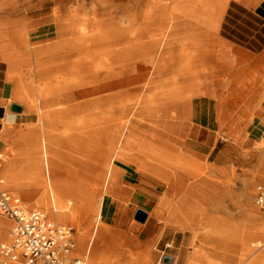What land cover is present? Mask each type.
<instances>
[{"label": "bare ground", "instance_id": "1", "mask_svg": "<svg viewBox=\"0 0 264 264\" xmlns=\"http://www.w3.org/2000/svg\"><path fill=\"white\" fill-rule=\"evenodd\" d=\"M22 1L0 0V54L41 130L24 161L2 177L4 188L30 189L28 196H38L57 224L93 214L90 256L121 223L114 229L104 223L106 197L126 201L134 194L120 185L117 165L123 163L159 181L165 192L158 207L169 211L167 225L192 232L193 245L199 241L186 264H264V253L255 255L264 252V222L243 234L212 219L205 189L222 184V170L196 164L198 145L187 140L189 120L202 125L193 115L195 102L218 97L217 90L202 88L203 72L214 71L211 83L217 82L231 57L217 35L231 0H42L54 41L36 48L24 16L32 9ZM24 67L42 84L25 85ZM229 91L217 110L220 136L242 132L233 124L237 109ZM15 118L10 114L8 123ZM176 187L187 194L184 204L172 203ZM201 222L206 226L197 231ZM0 225L9 244L12 224L0 218Z\"/></svg>", "mask_w": 264, "mask_h": 264}, {"label": "rangeland", "instance_id": "2", "mask_svg": "<svg viewBox=\"0 0 264 264\" xmlns=\"http://www.w3.org/2000/svg\"><path fill=\"white\" fill-rule=\"evenodd\" d=\"M35 1L23 0L22 2L28 3L25 8L29 6V9H32L30 6H33L32 4ZM28 11L24 12V16L31 14ZM3 15V13H0V18ZM5 16L7 15L5 14ZM183 32L187 37L188 32L186 30ZM27 33L33 48L44 46L54 41L34 44L33 41L35 39L30 37L32 32L27 30ZM190 36L192 35L190 34ZM29 69V67L23 68L25 73L23 83L32 85L33 82L36 85L35 87H38L43 81L28 72ZM25 97V94L18 97V90H16L13 101L22 106L23 111L20 113L22 115L18 123L14 126H9L6 133L8 137L6 138L5 148L1 151L3 155V163L0 170L1 177H5L4 174L10 170V167L17 168L24 161L25 153L34 146L33 138L36 137L35 135L40 134L41 124L39 116L36 113L28 112ZM200 107H202L200 101H196L193 115L200 119L203 125L212 124V121L206 117L208 112L206 114L204 107L203 109ZM187 124L189 127L187 140L190 144H193V141L198 138L199 131L204 130V128H199L197 126L198 123L193 119H190ZM211 129L218 131V127L214 125H211ZM240 129L242 130V132L240 131L242 139L239 142L234 140V143H230V138H225L227 141L218 142L211 153V148L215 145L211 141L207 143V146L193 149V152L200 157L199 159L197 158L196 164L208 165L214 172L219 169L222 170V184L218 188L206 187L205 189L209 200L208 213L218 225L224 227L238 226L243 234H246L256 225L264 222V210L259 209L255 203V196L259 188L264 187V128L243 126ZM204 131L208 133V130L205 129ZM215 134L213 133V138H215ZM221 138L222 136L218 135V139ZM117 166L134 168L123 163H119ZM195 168H197V165ZM119 176L121 187L127 189V183L123 181L121 175ZM152 181L150 183L158 189V195L155 199H160L165 192V188L155 178H152ZM30 193V189L24 188L14 194L21 198L26 209L41 210L51 219L45 212V206L39 201V197H29ZM171 194L173 204H184L183 200L187 196L185 191L183 192L179 187H176ZM130 199L119 201L109 196L106 197L105 212L110 205L111 208L110 214L104 215V223L112 229L115 226L117 228L119 220H121V223L117 232L108 233L103 240L94 246L90 256L87 253V246L91 239L92 230L96 225L95 216L93 214L79 215L74 223L70 221L58 223L74 228L73 239L75 247L69 254V260L80 258L88 260L92 264H145L148 260L153 264H166L165 258L174 259L171 264H186L189 259L191 262L194 261L193 257L198 249L197 245L200 243L196 241L193 245L192 232L182 233L178 241L174 239L169 231L170 226L167 225L169 211L160 207L152 211L151 208H148L150 211L148 220L146 223H140L135 219V216L138 210H143V201H131ZM247 205L249 206L247 207ZM183 209H186V207H183ZM0 218L12 224L9 230L11 232L13 221L1 214ZM197 226L195 228L198 231L199 229L202 230L206 224L201 222ZM1 228L2 226L0 225V233ZM149 233L154 238L147 239ZM82 238L85 240L83 245L80 244ZM0 244H8L1 234ZM263 253L260 250L255 255L262 256ZM251 261L247 260V263Z\"/></svg>", "mask_w": 264, "mask_h": 264}, {"label": "crops", "instance_id": "3", "mask_svg": "<svg viewBox=\"0 0 264 264\" xmlns=\"http://www.w3.org/2000/svg\"><path fill=\"white\" fill-rule=\"evenodd\" d=\"M33 5L37 7L32 8L29 14L27 30L32 32L30 37L35 39L34 44H44L51 40L48 35L49 15L45 14L44 1L36 0ZM217 35L231 57L225 62L224 70L219 73L217 82L211 83L214 71L208 69L203 72L202 88L217 90L218 97L209 96L198 100L202 105L200 108L204 107L206 114L208 112L206 117L212 121V124H198L199 128L208 130V133L204 130L199 131L197 140L193 141L198 145L195 149L207 146V143L212 141L215 145L211 148V153L218 142L230 138L229 142L234 143L235 137L242 139V134L237 136L235 131H227L221 139H218L220 122L217 110L219 106H226L221 98L228 95L229 90H232L230 94L237 109L233 124L240 128L243 126L264 128V0H250L249 3L231 0L219 22ZM16 82V79L11 77L8 62L0 54V154L5 148L9 126L16 125L22 115L21 112L12 111V106L18 105L13 101L17 90ZM246 110L251 112L247 116L244 113ZM10 114L16 117L11 125L7 121ZM211 125L218 127V131L212 130ZM213 133H216L215 138ZM119 168L122 171L120 175L123 181L128 185L127 189L134 192L130 200L143 201L142 211L149 215L148 208H151V211L155 210L160 202V199H155L158 189L150 183L152 179L138 173L135 167L119 166ZM110 208L111 205L105 216L110 214ZM169 231L177 241L183 233L172 227ZM152 238L154 236L149 233L147 239Z\"/></svg>", "mask_w": 264, "mask_h": 264}, {"label": "built area", "instance_id": "4", "mask_svg": "<svg viewBox=\"0 0 264 264\" xmlns=\"http://www.w3.org/2000/svg\"><path fill=\"white\" fill-rule=\"evenodd\" d=\"M3 155L0 154V170ZM256 206L264 210V187L255 196ZM0 213L13 221L11 242L0 244V264H92L66 255L75 247L74 228L49 219L41 210H28L20 197L4 188L0 175Z\"/></svg>", "mask_w": 264, "mask_h": 264}, {"label": "water", "instance_id": "5", "mask_svg": "<svg viewBox=\"0 0 264 264\" xmlns=\"http://www.w3.org/2000/svg\"><path fill=\"white\" fill-rule=\"evenodd\" d=\"M12 111L16 112V113H20L22 112V107L21 106H18V105H13L12 106ZM135 219L141 223H144L147 219V213H145L144 211L142 210H138L136 212V216H135ZM173 262V259L172 258H165V263L166 264H171Z\"/></svg>", "mask_w": 264, "mask_h": 264}]
</instances>
